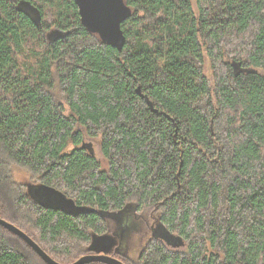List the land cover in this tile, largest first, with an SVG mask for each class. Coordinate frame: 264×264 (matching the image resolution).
I'll return each mask as SVG.
<instances>
[{
	"label": "trees",
	"instance_id": "16d2710c",
	"mask_svg": "<svg viewBox=\"0 0 264 264\" xmlns=\"http://www.w3.org/2000/svg\"><path fill=\"white\" fill-rule=\"evenodd\" d=\"M123 2L120 51L76 0H0V217L63 264L122 228L126 264H264V0ZM29 184L96 211L46 207ZM0 264L47 263L0 225Z\"/></svg>",
	"mask_w": 264,
	"mask_h": 264
},
{
	"label": "water",
	"instance_id": "95a60500",
	"mask_svg": "<svg viewBox=\"0 0 264 264\" xmlns=\"http://www.w3.org/2000/svg\"><path fill=\"white\" fill-rule=\"evenodd\" d=\"M76 3L83 23L92 31L99 32L104 41L122 51L126 43V36L122 25L131 16V10L124 4L123 0H76ZM23 5L25 11L40 25L41 16L37 8L26 2ZM31 11L34 15L30 13ZM234 65L238 69L239 66L236 62H234ZM146 99L152 110L158 112V109L154 108L149 98L146 97ZM83 147L88 146L84 143ZM28 186L29 193L46 207L61 210L72 215L96 211V208L77 204L73 198L68 197L55 187L45 184H29ZM0 225L21 237L47 264H63L51 257L33 238L17 225L2 217H0ZM123 239V233L120 237L108 233L93 234L92 243L88 249L91 254L87 253L69 264H88L92 262L126 264L111 254L113 248H116V253H119V245H122Z\"/></svg>",
	"mask_w": 264,
	"mask_h": 264
},
{
	"label": "rangeland",
	"instance_id": "374dc122",
	"mask_svg": "<svg viewBox=\"0 0 264 264\" xmlns=\"http://www.w3.org/2000/svg\"><path fill=\"white\" fill-rule=\"evenodd\" d=\"M191 1L193 3L194 7L197 8L196 0H191ZM54 34L55 33H53V35ZM29 60H30L29 61L30 63L34 62V59H29ZM205 73L209 77V80H210V82L212 84V87H213L214 86L213 71H212V68H211L210 60L207 58V56H206V64H205ZM59 96H60V93H59ZM68 113H70V110H68ZM84 138H85V143H88L87 146H90V148L87 147L88 151L92 155L96 156L103 163V165L105 166L106 165V159L104 158V156L102 154V151H101V140H100V138H91V137H88V136H85ZM74 147H75V145L69 144L67 150L69 151V150L73 149ZM15 175L21 182H33V181L35 182L36 181V180H32L30 174L28 172H26V171H16ZM29 176H30V178H29ZM36 183H38V182H36ZM26 215H28V214H26ZM120 219L121 220H120V222L117 225L120 226V228H122V226L125 224V222H123V216H120ZM122 222H123V224H122ZM31 223H33V222L30 221L27 225L31 226ZM132 225H136V227L133 228V227H131ZM141 226L142 225H141V223L138 220H136L135 224H134V222H131L130 231L133 230V233H136V232L140 231ZM124 231L126 232V230H124V228H122V230L118 234L121 235ZM111 234H114V233H111ZM115 235H117V234H115ZM124 236H127V234L124 235ZM125 240L126 239H124L122 241V245H121V249L122 250L125 248ZM88 242H90V239H89ZM88 245H89V243H88ZM133 254L135 255L136 252H133Z\"/></svg>",
	"mask_w": 264,
	"mask_h": 264
},
{
	"label": "flooded vegetation",
	"instance_id": "af4514ba",
	"mask_svg": "<svg viewBox=\"0 0 264 264\" xmlns=\"http://www.w3.org/2000/svg\"><path fill=\"white\" fill-rule=\"evenodd\" d=\"M88 147L90 148V146H88ZM91 243H92V238H91V240H90V242H89L88 249L90 248ZM119 246H120V251H119V253H120V252L123 253V250L121 249V245H119ZM112 253H113V254H112ZM111 254L114 255V256H117V255H118V254L116 253V248H113V250L111 251Z\"/></svg>",
	"mask_w": 264,
	"mask_h": 264
},
{
	"label": "bare ground",
	"instance_id": "6f19581e",
	"mask_svg": "<svg viewBox=\"0 0 264 264\" xmlns=\"http://www.w3.org/2000/svg\"><path fill=\"white\" fill-rule=\"evenodd\" d=\"M88 254H91V252H90V251H88Z\"/></svg>",
	"mask_w": 264,
	"mask_h": 264
}]
</instances>
